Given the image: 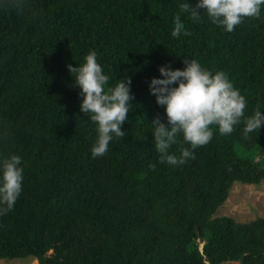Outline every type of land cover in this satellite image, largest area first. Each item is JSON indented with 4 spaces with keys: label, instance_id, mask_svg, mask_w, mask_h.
<instances>
[{
    "label": "trees",
    "instance_id": "trees-1",
    "mask_svg": "<svg viewBox=\"0 0 264 264\" xmlns=\"http://www.w3.org/2000/svg\"><path fill=\"white\" fill-rule=\"evenodd\" d=\"M195 5L196 0H190ZM180 0H0V156L22 157L14 208L0 215V259L39 264H264V217L213 219L234 183L264 180V125L213 137L183 165L159 162L151 122H167L149 83L186 58L224 71L264 111V6L225 32L202 14L171 36ZM90 50L110 84L131 79L122 130L92 158L95 124L67 65ZM170 152L189 147L183 138ZM154 165V167H152ZM204 244L201 248V242ZM51 252V253H50Z\"/></svg>",
    "mask_w": 264,
    "mask_h": 264
},
{
    "label": "clouds",
    "instance_id": "clouds-1",
    "mask_svg": "<svg viewBox=\"0 0 264 264\" xmlns=\"http://www.w3.org/2000/svg\"><path fill=\"white\" fill-rule=\"evenodd\" d=\"M262 6L264 0H196L195 5L190 0H180L171 36L191 35L182 14L196 23L202 22L204 14L221 30L232 32L245 18L259 17ZM183 63V69L161 66L160 77H153L149 83L150 92L164 108L167 120L165 123L157 117L151 122L154 148L160 154L159 162L171 166L183 165L194 158V150L212 139V126H216L219 134L230 135L235 126L242 123L241 134L248 139L264 125V111L259 107L254 114L245 115L247 100L224 71L212 72L194 58H186ZM67 67L74 78V86L80 89V111L95 124L96 136L90 148L91 157L95 159L109 151L114 138L126 134L122 126L132 105L131 79L123 77L118 83L110 84V76L98 62L95 50L88 52L83 63ZM181 136L189 147L182 144L177 156L170 149ZM23 180L22 157L17 154L0 156V215L14 208L23 189ZM216 213L213 219L219 218L214 217ZM201 245L203 248L202 242Z\"/></svg>",
    "mask_w": 264,
    "mask_h": 264
},
{
    "label": "rangeland",
    "instance_id": "rangeland-1",
    "mask_svg": "<svg viewBox=\"0 0 264 264\" xmlns=\"http://www.w3.org/2000/svg\"><path fill=\"white\" fill-rule=\"evenodd\" d=\"M222 216L231 217L240 223L264 217V181L258 185L235 183L228 199L214 217ZM0 264H39V261L35 258L0 259Z\"/></svg>",
    "mask_w": 264,
    "mask_h": 264
}]
</instances>
